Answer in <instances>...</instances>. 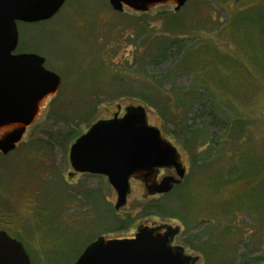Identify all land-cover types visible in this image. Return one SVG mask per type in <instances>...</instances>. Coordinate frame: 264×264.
<instances>
[{
	"label": "rangeland",
	"instance_id": "1",
	"mask_svg": "<svg viewBox=\"0 0 264 264\" xmlns=\"http://www.w3.org/2000/svg\"><path fill=\"white\" fill-rule=\"evenodd\" d=\"M174 9L66 0L47 21L18 22L14 53L41 55L61 78L23 141L0 152V230L31 264H74L97 237L142 223L179 226L174 244L198 264H264V0ZM128 106L146 108L187 174L164 196L133 182L116 212L107 177L75 173L69 151Z\"/></svg>",
	"mask_w": 264,
	"mask_h": 264
},
{
	"label": "water",
	"instance_id": "2",
	"mask_svg": "<svg viewBox=\"0 0 264 264\" xmlns=\"http://www.w3.org/2000/svg\"><path fill=\"white\" fill-rule=\"evenodd\" d=\"M188 0H110L115 11L124 7L147 13L172 3L179 11ZM66 0H0V152L7 154L24 139L58 92L61 78L45 68L34 53L14 52L18 22L37 23L55 16ZM76 173L106 176L117 193L115 209L127 204L130 180L141 181L149 195L168 194L182 184L186 170L177 148L151 126L146 108L128 106L119 118L99 120L78 137L69 151ZM161 169L174 176L157 180ZM179 226L142 223L132 236H101L89 244L74 264H198L199 257L175 245ZM0 264H31L23 244L0 231Z\"/></svg>",
	"mask_w": 264,
	"mask_h": 264
},
{
	"label": "flooded vegetation",
	"instance_id": "3",
	"mask_svg": "<svg viewBox=\"0 0 264 264\" xmlns=\"http://www.w3.org/2000/svg\"><path fill=\"white\" fill-rule=\"evenodd\" d=\"M166 5H173V4H172V3H166V4L155 5V6H153V7L149 10V12H150L152 9H155V8H158V7H162V6H166ZM125 8H127V7H124V10H125ZM127 9H129V8H127ZM129 10H130V9H129ZM123 12H124V11H123ZM137 13H141V12H137ZM147 13H148V12H147ZM147 13H141V14H147ZM18 45H19V44H18ZM40 56H41V55H40ZM60 84H61V83H60ZM59 88H60V86H59ZM58 91H59V89H58ZM57 94H58V92H57ZM57 94H56V95H57ZM124 114H125V112H124V113H121V111H120V112H118V117L121 118V117L124 116ZM114 115H115V114H114ZM114 115H113V117H114ZM113 117H112V118H113ZM93 124H94V123H93ZM93 124H92V125H93ZM92 125H91V126H92ZM91 126H90V127H91ZM87 131H88V130H87ZM87 131H86V132H87ZM86 132H84V133H86ZM84 133H83V134H84ZM185 170H186V169H185ZM75 173H76V172H75ZM75 173L72 172V174H75ZM78 174H82V175H92V174H88V173H85V174H83V173H78ZM186 174H187V171H186ZM186 174H185V178H186ZM165 175H166V176H174V175H175V172H174L173 169H161V170L159 171V173H158L157 180L160 181V180L163 178V176H165ZM185 178H184V180H185ZM184 180H183V182H184ZM133 182H135V183H136V182H137V183H138V182H139V183H142L141 181H138V180H136V179H131V180H130L131 192H132V183H133ZM142 184H143V183H142ZM178 186H179V185H178ZM178 186H175L173 190H175V188L178 187ZM131 192H130V193H131ZM164 195H166V194H156V195H154V196H164ZM115 210H116V209H115ZM118 211H119V210H116V212H118ZM0 231H5V230H0ZM5 232H6V231H5ZM10 236H11V235H10ZM103 236H109V235H103ZM11 237H12V236H11ZM99 237H101V236H99ZM99 237H97V238H99ZM12 238H14V237H12ZM97 238H96V239H97ZM96 239H95V240H96ZM95 240H94V241H95ZM94 241H93V242H94ZM90 244H91V243H90Z\"/></svg>",
	"mask_w": 264,
	"mask_h": 264
}]
</instances>
